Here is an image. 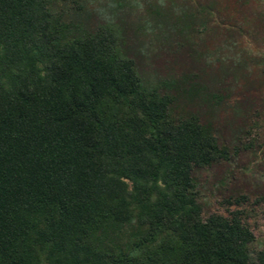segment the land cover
I'll use <instances>...</instances> for the list:
<instances>
[{
	"label": "trees",
	"instance_id": "16d2710c",
	"mask_svg": "<svg viewBox=\"0 0 264 264\" xmlns=\"http://www.w3.org/2000/svg\"><path fill=\"white\" fill-rule=\"evenodd\" d=\"M81 9L0 0V264H251L243 211L198 201L194 170L226 148Z\"/></svg>",
	"mask_w": 264,
	"mask_h": 264
},
{
	"label": "rangeland",
	"instance_id": "374dc122",
	"mask_svg": "<svg viewBox=\"0 0 264 264\" xmlns=\"http://www.w3.org/2000/svg\"><path fill=\"white\" fill-rule=\"evenodd\" d=\"M83 29L115 27L143 82L195 117L227 157L193 175L204 216L243 211L264 249V0H79ZM237 199V201H236Z\"/></svg>",
	"mask_w": 264,
	"mask_h": 264
}]
</instances>
